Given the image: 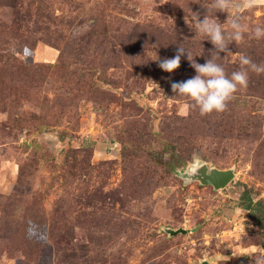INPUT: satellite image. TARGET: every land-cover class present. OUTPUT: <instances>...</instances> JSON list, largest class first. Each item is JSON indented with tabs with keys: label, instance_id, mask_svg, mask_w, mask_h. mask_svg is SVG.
Here are the masks:
<instances>
[{
	"label": "rangeland",
	"instance_id": "374dc122",
	"mask_svg": "<svg viewBox=\"0 0 264 264\" xmlns=\"http://www.w3.org/2000/svg\"><path fill=\"white\" fill-rule=\"evenodd\" d=\"M209 0H0V264H257L264 230L239 207L264 204V73L222 113L175 96L213 45L185 21ZM231 0L241 41L219 53L264 64V0ZM159 57L156 60V56ZM202 54V55H201ZM200 55V56H199ZM156 60V61H155ZM234 170L223 189L184 176ZM165 228L184 229L169 236Z\"/></svg>",
	"mask_w": 264,
	"mask_h": 264
},
{
	"label": "clouds",
	"instance_id": "9594fccd",
	"mask_svg": "<svg viewBox=\"0 0 264 264\" xmlns=\"http://www.w3.org/2000/svg\"><path fill=\"white\" fill-rule=\"evenodd\" d=\"M245 6H251L250 0ZM202 7L206 9V15L202 20L198 13L189 9L190 19L185 23L194 29L195 35L205 38L202 41L207 40L213 45L215 51L210 52L211 58L204 64L196 63L195 56L190 57L184 47L178 46L176 55L160 61L158 66L164 72L173 73L179 68L182 56H187L196 75L186 81L173 82L171 88L175 96L183 98L188 108L198 109L199 114L205 116L214 112H224L235 93L247 88L249 72L264 73V64H257L248 56L241 55L239 70L227 74L222 64L217 62L222 60L219 53L228 52L229 42L243 40L246 29L239 17L231 19L227 31L224 23L218 22L216 13H227L231 7V0H209L206 4H202ZM251 35L256 39L264 38V26L258 25L251 29ZM155 56L158 60L156 53ZM257 264H264V260L258 261Z\"/></svg>",
	"mask_w": 264,
	"mask_h": 264
},
{
	"label": "water",
	"instance_id": "95a60500",
	"mask_svg": "<svg viewBox=\"0 0 264 264\" xmlns=\"http://www.w3.org/2000/svg\"><path fill=\"white\" fill-rule=\"evenodd\" d=\"M187 181L198 182L201 186H210L214 190H220L225 188L234 178V170H219L213 167H208L205 163L201 165H193L187 171V175L184 176ZM164 232L169 236H176L178 234H186L184 229H169L165 228ZM206 264V263H204Z\"/></svg>",
	"mask_w": 264,
	"mask_h": 264
},
{
	"label": "trees",
	"instance_id": "16d2710c",
	"mask_svg": "<svg viewBox=\"0 0 264 264\" xmlns=\"http://www.w3.org/2000/svg\"><path fill=\"white\" fill-rule=\"evenodd\" d=\"M250 190L244 189L240 195L239 207L249 212L258 229L264 230V204L262 201L253 202ZM264 248V243H262Z\"/></svg>",
	"mask_w": 264,
	"mask_h": 264
}]
</instances>
